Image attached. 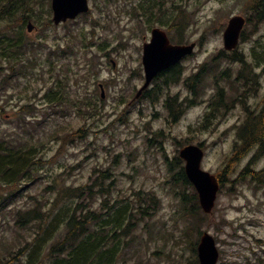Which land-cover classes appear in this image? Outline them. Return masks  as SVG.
<instances>
[{
    "label": "rangeland",
    "instance_id": "rangeland-1",
    "mask_svg": "<svg viewBox=\"0 0 264 264\" xmlns=\"http://www.w3.org/2000/svg\"><path fill=\"white\" fill-rule=\"evenodd\" d=\"M162 1L89 0L88 14L55 25L51 7L36 0L31 33L27 25L20 29L18 19L0 20V45L5 40L13 44L10 52L0 51V137L37 147L43 160L42 169L20 187L10 189L0 179V264H37L31 249L56 235L61 239L55 229L44 234L37 225L21 226L19 212L49 206L56 196L52 183L90 185L102 172L110 173L105 182L110 194L92 203L98 212L117 200L135 202L140 193H152L158 201L135 231L124 233L117 264H194L195 242L206 232L216 240L218 264H264V183L236 181L253 153L236 165L228 176L229 189L219 193L213 213L189 236L184 231L193 220L183 217L173 179L178 166H170L184 146L202 144V168L211 174L226 168L247 110L257 112L264 101V63L256 67L253 55L257 42L264 44V23L248 22L250 0H174L183 8L176 17L185 29L182 34L171 29L169 35L176 43L183 37V44L197 47L181 62L183 81L154 101L136 98L145 84L143 46L154 28L168 32L158 23L172 11L165 12ZM166 3L171 7V0ZM235 15L247 19L237 50L251 64L257 84L242 88L234 82L241 65L221 60L220 70H229L221 86L230 98H244L203 130L216 78L211 74L197 90L191 80L225 51L226 23ZM168 97L187 100L177 121L167 108ZM253 168L264 171V155ZM11 192L16 196L6 206Z\"/></svg>",
    "mask_w": 264,
    "mask_h": 264
},
{
    "label": "trees",
    "instance_id": "trees-1",
    "mask_svg": "<svg viewBox=\"0 0 264 264\" xmlns=\"http://www.w3.org/2000/svg\"><path fill=\"white\" fill-rule=\"evenodd\" d=\"M44 1L46 9L49 10L51 0ZM166 1L163 0L160 5L161 7L164 6L162 9L165 12L172 10L169 12L170 17L167 20L162 17L158 23L166 27L169 34H173V29H177L182 34L180 31H184V24L176 17V13L180 12V15H183V8L181 5L175 4L174 0H171L172 5L168 7ZM35 5L36 0H0V20L16 21L18 19L21 29L28 24L29 20H32L30 13ZM148 11L154 15L152 11ZM248 22L253 23L254 26L264 23V0L249 1ZM242 40H245V33L242 35ZM173 41L175 42V39ZM8 42L9 44L6 40L2 42L0 51L10 52V50H13L12 42L10 40ZM183 43V37H180L177 44ZM223 52L225 51H221L209 64L202 66L201 70L194 75L191 84L195 87V90L201 86L203 80L212 72L218 71L221 60H230L232 63L240 64L242 70L239 72L237 81L244 80L251 84V89H254L256 76L252 73L251 64L245 56L238 50L231 55H226ZM253 52L254 61L258 62L257 66H260L264 63V44L258 41L257 49H254ZM9 56H11L10 59H19L13 55ZM220 72L217 74L220 75ZM183 75L184 70L180 65L163 72L156 79L155 87L151 91H146L143 97L152 101L158 99L164 94L166 88L169 89L171 86L180 83ZM248 77H252V80ZM215 85L218 91L211 100L210 110L205 114L201 123L203 130L211 129L215 122L225 115V111L230 109L224 89L218 83ZM167 107L172 112L173 120L177 121L181 114L182 104L177 103V98L168 97ZM247 111L249 112V110ZM237 137L238 141L233 148L226 168L217 174L221 187L220 192L225 188L229 189L228 185L231 183L228 176L235 173L236 165L253 150L255 151L254 156L246 168L236 177V181L250 179L260 184L264 183V171L256 172L253 168L264 155V107L258 113L249 112L242 126L238 128ZM182 163V160L176 157L174 162L170 163V166L172 170L174 169L173 166H178L173 179L174 184L177 185L176 195L182 205L183 217L193 220L191 226H188L184 231L185 235L189 236L195 232V227H199L202 222H205L208 215H205L200 208L198 195L188 181L184 167L180 166ZM42 165L43 160L38 155L37 147L25 146V144H18L13 140L0 137V179L4 180L5 184L10 186V189L20 187V184L26 180H32L34 173L41 170ZM109 176L110 173L102 172V176L95 179L92 184L79 187L58 186L57 183H52L50 189L56 193V196H54V201H50L49 206L44 208L35 207L27 209L25 212H19L21 226H24V224L27 226L37 225V228L42 229L44 234H48L53 229L61 233V239L56 240V235L46 241L45 245L32 248L31 255L36 256L33 258L34 256L30 255L31 261L36 259L37 264H117L124 246V233L133 231L144 217L151 215L149 210L153 204L155 209L158 201L152 193H140L135 202H127L124 205L121 204V200H117L114 205L107 206L104 204L106 209L102 213L98 212L92 207V203L98 196L105 197L110 194V186L105 184ZM15 196L14 193L7 195L3 203H6L7 206L14 201ZM35 204H39V201ZM201 234L199 233V235ZM198 242L199 239L194 245V264H199L197 256ZM43 257L46 259L45 262H43Z\"/></svg>",
    "mask_w": 264,
    "mask_h": 264
},
{
    "label": "water",
    "instance_id": "water-1",
    "mask_svg": "<svg viewBox=\"0 0 264 264\" xmlns=\"http://www.w3.org/2000/svg\"><path fill=\"white\" fill-rule=\"evenodd\" d=\"M52 10L53 21L55 25H59L68 19L74 20L80 14L87 13L89 11V3L88 0H52ZM226 25L224 47L228 51H233L239 46L246 19L243 16L236 15L230 18ZM32 30L33 25L29 23L28 31L31 32ZM195 48L196 43L173 45L164 30L160 28L154 29L150 43L144 45L142 62L146 81L136 98L141 96L159 73L176 65L185 57L192 55ZM180 157L186 162V176L198 193L203 211L207 214L212 213L220 186L216 176L204 171L201 167L204 157L203 149L200 146L188 145L180 151ZM198 254L200 264L218 263L219 251L216 241L208 233H204L201 238Z\"/></svg>",
    "mask_w": 264,
    "mask_h": 264
}]
</instances>
